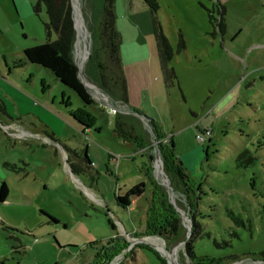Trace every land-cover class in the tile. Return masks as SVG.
<instances>
[{"label": "rangeland", "instance_id": "374dc122", "mask_svg": "<svg viewBox=\"0 0 264 264\" xmlns=\"http://www.w3.org/2000/svg\"><path fill=\"white\" fill-rule=\"evenodd\" d=\"M157 3L158 20L174 50L172 85L160 68L144 0H114L128 106L142 119L126 106L114 113L100 103L109 97L84 74L98 0H72L78 26L74 61L86 89L106 111L85 106L44 67L25 60V48L48 39L45 5L36 12L37 0H0V182L8 189L7 201L0 202V263L93 264L102 253L100 264H160L143 248L148 246L165 264H193L184 252L192 208L160 152L159 143L171 140L198 198L196 254L221 258L212 264L234 257L229 264H264V0ZM216 3L225 8L224 31L217 26ZM179 31L186 40L182 53L175 51ZM49 39L57 34L52 31ZM114 114L139 121L144 148L114 133ZM83 149L86 167L79 158ZM244 149L256 159L239 168L235 159ZM71 151L78 156L69 160L85 168L78 174L69 169ZM147 175L157 188H150ZM163 192L181 222L172 245L146 228L152 199ZM227 211L238 215V225Z\"/></svg>", "mask_w": 264, "mask_h": 264}, {"label": "trees", "instance_id": "16d2710c", "mask_svg": "<svg viewBox=\"0 0 264 264\" xmlns=\"http://www.w3.org/2000/svg\"><path fill=\"white\" fill-rule=\"evenodd\" d=\"M145 4L150 10V17L153 26V35L156 41V48L158 53V60L162 74L166 84L172 85L176 79L175 70L171 66V60L174 56V50L171 46L170 41L165 36L163 32L162 25L158 20V10L159 4L157 0H144ZM41 3L45 5L46 16L48 21L44 23L45 33L47 35V40L43 43L35 45L33 47H27L23 50V56L26 61L31 64H36L44 67L54 79H56L63 86L71 89L77 94L81 102L85 106H96L100 111H106V109L99 105V103L94 99V97L88 92L83 82L78 77V66L74 61V49L73 42L75 41L74 34V21H73V8L71 6L70 0H37V4L34 10L38 12L40 10ZM99 5V19L97 25L93 29L88 27L91 35V53L85 63L84 74L91 80L94 85L104 94H106L109 99L108 101L113 104H119L128 107L133 113H138L128 106V93H127V81L123 73V66L120 59V45L122 42L121 35L116 30L115 24V10H114V0H98ZM208 19L210 22L214 20V11L209 9ZM216 12L218 14L217 26L224 31L225 23V8L223 5L216 3ZM76 30V27H75ZM54 31L57 34V39L50 41L51 32ZM77 36V31H76ZM178 44H176V53H182L185 51L186 40L182 32H178ZM74 118L78 120L85 128L90 125L85 123L82 116L79 114L74 115ZM115 127H113L114 133L122 138L124 141L133 143L137 149L144 148L146 137L142 130V127L137 120L128 118L127 116H121L114 114ZM152 130L157 139H162L163 134L158 131L152 121L149 122ZM210 129H212L210 127ZM172 141L167 140L166 143H159L160 152L162 154V160L168 172L172 170L176 183L178 185L182 184L183 195L187 198L188 205L192 208L191 218L193 221V228L190 239L185 242L184 252L187 258L193 264H212L220 261L221 258H212L208 255L198 256L194 249V243L196 240L195 230L197 229V221L195 215L197 214V194L189 187L188 180L189 177L185 173V168L182 162L173 154ZM76 152H69L67 155V162L69 163V169L72 173L78 174L84 171L79 165L72 163L69 160V156H78ZM81 164H89V159L85 150L81 152ZM151 159V155L149 156ZM254 155L248 149H244L239 153L235 159L236 166L239 168H245L254 162ZM5 166L15 170V165L13 163H5ZM148 179L149 176L147 175ZM150 181V188L152 187L153 181ZM155 188H157L155 186ZM154 188V189H155ZM150 189V190H151ZM199 189V188H198ZM154 192L157 193V190ZM8 195V189L4 182H0V202H4ZM158 196V195H157ZM160 196L154 197L152 199V204H150L149 210L150 215L147 216V229L150 233L154 235H159L165 238L166 244L172 245L175 240L179 239L181 234V222L177 215V212L172 208V206L167 202V195L163 192ZM193 196V197H192ZM158 199L163 205L162 209L158 208ZM155 208L158 209V213H155ZM227 216H229L237 225L240 220L238 215L232 211H227ZM50 220L56 222L53 218L49 217ZM242 223V222H241ZM112 225L110 224V227ZM111 230L113 228L111 227ZM144 249L152 251L157 257L160 264H165V260L160 257V255L152 250L148 246H144ZM105 247L102 248V252ZM102 254V253H101ZM97 254L96 259L93 264H100L102 260V255ZM264 257V252L260 253ZM236 257L228 260L225 264L231 263ZM196 260V263L194 261ZM2 264V262L0 263Z\"/></svg>", "mask_w": 264, "mask_h": 264}, {"label": "water", "instance_id": "95a60500", "mask_svg": "<svg viewBox=\"0 0 264 264\" xmlns=\"http://www.w3.org/2000/svg\"><path fill=\"white\" fill-rule=\"evenodd\" d=\"M71 6H72V8H73V11H74V13H75V9H74V6H73V4H72V0H71ZM74 13H73V21H74V27H73V29H74V34H75V41L73 42V49H74V52H75V43H76V41H77V36H76V30H75V27H76V23H75V19H74ZM90 53H91V47H90V49H89V54H88V56H90ZM88 56L86 57V60L88 59ZM78 66V65H77ZM81 67L80 66H78V77H79V79L83 82V85L86 87V82H85V80H84V78H83V76H82V74H81ZM94 85V84H93ZM95 86V85H94ZM96 87V86H95ZM87 88V87H86ZM97 88V87H96ZM98 89V88H97ZM98 98V97H97ZM96 98V99H97ZM97 100H99V99H97ZM100 103H102V104H104V106H106V107H110L112 110H113V112L114 113H116L117 111H121V109H122V107L120 106V105H118V104H113V103H111V102H109L108 100H106L105 102H101V101H99ZM134 115H136V116H139V117H141L142 119H145V117H143V116H141L140 114H138V113H133ZM72 173V172H71ZM166 187L169 189V190H171V187L170 186H168V184L166 185Z\"/></svg>", "mask_w": 264, "mask_h": 264}, {"label": "bare ground", "instance_id": "6f19581e", "mask_svg": "<svg viewBox=\"0 0 264 264\" xmlns=\"http://www.w3.org/2000/svg\"><path fill=\"white\" fill-rule=\"evenodd\" d=\"M75 23H76V26H77V20L75 19ZM78 27V26H77ZM80 27V26H79ZM79 32L80 33H82V30H81V28L79 29ZM84 55H85V52H84V50H83V48H82V46H81V42H80V44H79V58H80V65L82 66L83 65V61H84ZM121 111H122V109H121Z\"/></svg>", "mask_w": 264, "mask_h": 264}, {"label": "crops", "instance_id": "0c3cea01", "mask_svg": "<svg viewBox=\"0 0 264 264\" xmlns=\"http://www.w3.org/2000/svg\"><path fill=\"white\" fill-rule=\"evenodd\" d=\"M81 13H82V11L78 14V16H80L81 21L83 22V24H85V23H84V18H83L84 16L82 17V14H81ZM64 157H66V155H64ZM7 197H8V195H7ZM5 201H7V198H6ZM5 201H4V202H5ZM48 217H49V216H48ZM52 222H53V223H57V222H54V221H52Z\"/></svg>", "mask_w": 264, "mask_h": 264}, {"label": "built area", "instance_id": "2783aa9c", "mask_svg": "<svg viewBox=\"0 0 264 264\" xmlns=\"http://www.w3.org/2000/svg\"><path fill=\"white\" fill-rule=\"evenodd\" d=\"M197 138H198V135H197ZM199 139H200V140H203V138H202V137H200ZM199 139H198V140H199Z\"/></svg>", "mask_w": 264, "mask_h": 264}, {"label": "flooded vegetation", "instance_id": "af4514ba", "mask_svg": "<svg viewBox=\"0 0 264 264\" xmlns=\"http://www.w3.org/2000/svg\"><path fill=\"white\" fill-rule=\"evenodd\" d=\"M81 162V161H80Z\"/></svg>", "mask_w": 264, "mask_h": 264}]
</instances>
